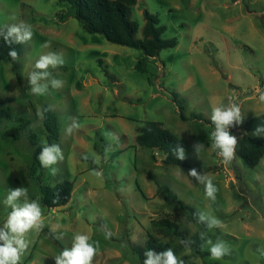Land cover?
Returning <instances> with one entry per match:
<instances>
[{
	"label": "rangeland",
	"instance_id": "374dc122",
	"mask_svg": "<svg viewBox=\"0 0 264 264\" xmlns=\"http://www.w3.org/2000/svg\"><path fill=\"white\" fill-rule=\"evenodd\" d=\"M144 10L165 27L163 39L177 40L156 57L87 33L73 9L59 0H0V31L23 21L34 33L21 44L18 60L0 63V100L12 99L0 104V227L11 211L3 203L9 188L26 187L43 210L44 227L28 234L30 245L19 264H55L53 257L70 248L77 233L98 241L93 264H141L139 254L149 234L168 244L184 264H264V157L252 168L244 167L236 154L224 164L212 147L214 125L182 121L171 99L174 92L183 100L186 118L197 114L208 121L213 107L235 103L243 120L230 132L238 140L251 135L242 126L264 114L259 100L264 92V0H137L130 12L137 39H142ZM45 42L51 46L41 47ZM49 52L63 56L64 65L49 71L65 83L37 96L27 78L39 57ZM140 60L145 72L136 69ZM43 106L57 116L54 144L64 155L51 168L42 167L36 153L46 140L34 109L40 113ZM73 118L80 128L66 134ZM147 121L161 123L179 138L188 167L164 165L161 154L136 145ZM20 124L25 132L17 139L3 135ZM196 142L204 144L199 155ZM192 168L218 188L215 201L187 175ZM94 169L102 177L93 175ZM38 179L50 187L71 182L69 202L45 207ZM158 186L168 188L196 214L214 215L223 226L208 230L188 222V213L157 192ZM161 219L176 222L185 240L204 232L213 242L225 241L230 252L213 260L204 247L200 257L171 232L152 226Z\"/></svg>",
	"mask_w": 264,
	"mask_h": 264
},
{
	"label": "clouds",
	"instance_id": "9594fccd",
	"mask_svg": "<svg viewBox=\"0 0 264 264\" xmlns=\"http://www.w3.org/2000/svg\"><path fill=\"white\" fill-rule=\"evenodd\" d=\"M32 26L26 22L11 24L6 26V32L0 31L5 43L8 45L24 44L33 38ZM50 42H45L41 47H50ZM8 56L12 60L19 59V53L15 48L9 49ZM65 63L63 56L55 52H49L41 55L36 61L34 68L27 80L30 85V92L37 96H43L51 89H60L64 86V81L52 75L50 68L56 69ZM259 100L264 103V92L259 95ZM42 115V114H41ZM240 106L235 103L227 105L220 104L211 110L210 121L214 125L211 133L212 147L217 150V154L222 157L224 164H229L235 158L238 138L230 132V128L242 122ZM80 124L76 118L67 126L66 134H71L79 129ZM264 134V125H257L251 135L262 136ZM195 152L199 155L204 148V144L196 142L193 145ZM106 149L105 155L107 156ZM173 153L179 160L185 159V149L177 145L173 148ZM40 164L44 168H51L53 165L64 160L63 151L57 144H48L42 142L41 151L37 156ZM84 160L89 157L85 155ZM55 174L56 169H52ZM93 175L102 177V171L93 170ZM188 176L204 186L205 195L208 199L215 201L218 188L213 181L206 175L198 172L195 168L189 170ZM5 206L9 207L6 221L0 227V264H19L22 255L29 248L30 241L27 236L30 232H39L44 227L43 210L38 200L30 199L26 187L9 188L7 195L3 200ZM198 222L205 224L208 230L221 228L222 221L208 212L200 211L197 213ZM110 235V234H108ZM200 239L204 241L202 248L207 247L210 257L213 260H220L230 252L229 246L222 239L217 238L216 242L206 237L204 232L200 233ZM179 243L184 246L190 244L189 241L180 240ZM98 252V241L93 242L88 234L77 233L74 235L70 248H64L58 255L54 256L55 264H93V260ZM146 257L143 264H184L179 259L172 248L156 252L148 249L144 252Z\"/></svg>",
	"mask_w": 264,
	"mask_h": 264
},
{
	"label": "trees",
	"instance_id": "16d2710c",
	"mask_svg": "<svg viewBox=\"0 0 264 264\" xmlns=\"http://www.w3.org/2000/svg\"><path fill=\"white\" fill-rule=\"evenodd\" d=\"M67 3L74 11V18L80 23L82 29L90 34L102 35L108 42L140 50L146 57H156L162 50L173 48L177 45L175 38L163 39L162 34L165 27L159 25V20L155 15L150 14L147 10L143 11L144 25L142 28V39H137V23L130 19L131 8L136 5L137 0H59ZM15 48L19 55L21 54V44L8 45L5 43L3 36L0 37V63H12L14 60L8 56L9 49ZM136 69L140 72H145V61L140 60ZM20 82V80H18ZM172 101L178 106L179 117L182 121L188 119H196L210 124L211 121L205 120L201 115L192 114L186 118L182 113L183 100L178 97L176 93L171 94ZM12 102V99L0 100V104L4 105ZM35 114L41 119V126L45 140L48 144H54L58 140V119L56 114L48 107L43 106L40 113L35 110ZM42 114V115H41ZM212 124V123H211ZM257 125H264V114L252 117L244 123L242 130L246 133H252ZM25 124H20L17 128H10L4 132V136H9L17 139L19 132H25ZM235 127H231L232 131ZM34 135L29 134L28 139L36 145ZM136 145L148 148L153 152L162 155L161 162L164 165H174L180 167H188L184 160H179L173 153V148L177 145L184 148L183 143L179 138L162 127L161 123L155 121H147L142 128H140L138 135L135 137ZM41 147H36V153L39 155ZM236 155L239 157L244 167L252 168L259 164L262 157H264V134L262 136H247L238 140V147ZM155 160V156L152 155ZM151 177V175H149ZM40 186L41 203L48 209L65 206L70 198L73 189L71 182L62 180L53 187L42 186L38 179ZM157 192L166 194V199H172L178 204L180 210L186 211L188 222H198L197 214L193 207L185 205L179 201L175 195L171 194L168 188L158 186ZM143 195V194H142ZM203 228L205 224L201 223ZM154 228L163 232L166 230L171 232L179 239L185 240L184 234L179 230L176 222L168 219H161L152 223ZM149 238L141 248L139 257L143 264L144 252L152 249L156 252L163 251L170 248L168 244L162 243L158 238L149 234ZM189 241L188 245L192 248L196 255L203 257L205 253L201 252V245L204 241L200 239V233L195 234Z\"/></svg>",
	"mask_w": 264,
	"mask_h": 264
}]
</instances>
